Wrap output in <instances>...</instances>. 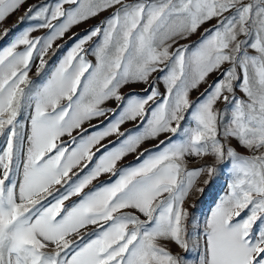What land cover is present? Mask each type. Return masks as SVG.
Masks as SVG:
<instances>
[{
  "label": "snow or ice",
  "instance_id": "snow-or-ice-1",
  "mask_svg": "<svg viewBox=\"0 0 264 264\" xmlns=\"http://www.w3.org/2000/svg\"><path fill=\"white\" fill-rule=\"evenodd\" d=\"M24 3L0 0V23ZM108 10L48 67L57 40ZM28 19L0 49V264H264V0H55L29 6L20 24ZM133 84L145 95L122 94ZM129 121L136 130L121 131ZM169 133L135 166L117 167ZM225 168L227 193L190 232L186 199ZM104 174L118 178L95 184ZM190 245L203 248L195 261Z\"/></svg>",
  "mask_w": 264,
  "mask_h": 264
},
{
  "label": "rangeland",
  "instance_id": "rangeland-1",
  "mask_svg": "<svg viewBox=\"0 0 264 264\" xmlns=\"http://www.w3.org/2000/svg\"><path fill=\"white\" fill-rule=\"evenodd\" d=\"M55 0H25L24 5L15 13L10 15L3 23H0V36L3 34L4 29H10V33L8 36L0 38V49L3 47H6L10 39L17 34L19 31H22L24 28L28 27L30 24H33L34 21L31 19L25 20L23 24H20V17L25 15L26 9L31 5H37L40 3H47L49 5L53 4ZM111 15V10L101 12L99 15L90 18L88 21L81 23L79 25L73 26L66 34L65 37L57 40L53 44V50H56L57 45H61L62 47L56 51L55 55H52L49 53V68H53L59 60L66 55V53L71 49V47L76 43L77 39L84 35L89 29L95 27L96 25L100 24L101 21L105 20L108 16ZM216 20H212L209 23L204 24L201 26V28L193 34L189 39L187 40H181V44H192L193 42L200 39L202 33L204 32L205 28L211 27V25L215 24ZM46 34L45 30H39L36 32H33V36H44ZM75 34V36L73 35ZM87 47V46H86ZM88 59L91 60L93 63H95V58L90 54L88 56ZM30 75L33 77V79H36L35 77V68L33 69L32 73ZM219 77V73H213L208 77L209 84L212 83L213 80L217 79ZM157 87H159L160 91L164 92V86L161 83L157 84ZM145 85L143 84H133L129 87L123 88L122 94L127 96L128 94H136L139 96H144ZM204 91H201L200 93H197L194 98H190L193 101H196L201 93ZM117 106V102L115 100H110L104 104L105 108L109 109H115ZM218 107H222V105H218ZM28 109H25L24 111V119L21 120L22 124L27 123V116H28ZM188 119L190 120V115L188 116ZM103 124H106L108 122V118L101 117L98 119H93L91 121H87L83 124V129L87 130L86 134H91L94 131L100 130L101 126ZM187 126V125H185ZM125 130H136V123L135 122H126L124 125L121 126V131ZM79 130H74L72 133L73 137L78 136ZM171 134H162L159 139H152L145 143H143L138 151L136 153H130L127 156H125L120 162H118L117 167H125V166H135L137 163L141 162V160H138V156L140 153L144 152L146 149L149 152L156 151V146L159 145L160 140H164L166 136H170ZM61 140L65 143H69L71 140V137L65 135L61 138ZM118 140V137L116 136H110L105 138L101 143L103 145L108 146L109 149L116 145V141ZM3 138L0 137V145H2ZM233 145H235V141H232ZM95 151V149H94ZM104 149H101L100 152L94 156L93 163L90 165V167L94 166L95 161L99 159V156L103 154ZM238 151L242 154L247 155V151L243 148H238ZM213 161L210 157H207L203 160L196 159V158H189L187 161V167L188 168H194L201 166L205 163L211 164ZM118 178V176H112L110 174H104L102 175L98 181H95V184H100L101 182H108L109 179L113 180ZM207 177H201L198 181V186L204 187L205 190L203 193L193 191L190 193V196L188 197V201L185 203V207L189 210V231L192 232L193 230L197 228H202L205 220L210 216L212 210L216 207V205L220 202V200L225 196V194L228 191V183L230 182V174L229 170L225 168L223 171H219L214 175L212 182L205 186L203 181ZM187 202H189V205H187ZM246 215V213H242V217ZM143 218V217H142ZM91 229H89L90 231ZM194 238V237H193ZM171 248V250L174 253L180 254L181 256H185V251L183 249L178 248L174 244L169 243L167 245ZM203 248H192L190 245V251L187 253V259L190 261H195L197 259L198 253H202Z\"/></svg>",
  "mask_w": 264,
  "mask_h": 264
},
{
  "label": "crops",
  "instance_id": "crops-1",
  "mask_svg": "<svg viewBox=\"0 0 264 264\" xmlns=\"http://www.w3.org/2000/svg\"><path fill=\"white\" fill-rule=\"evenodd\" d=\"M210 79H211V78H210ZM210 79L208 80V83H209ZM206 87H207L206 84H202L197 90H193V91L190 93V98H194L195 95H196L197 93H200L201 91H204ZM109 148H110V147H109ZM109 148H108V149H109ZM109 150H110V149H109ZM114 180H115V179H113V180H110V179H109V181H113V182H114ZM189 196H190V195H189ZM186 201H188V198L186 199ZM187 205H189V202H187Z\"/></svg>",
  "mask_w": 264,
  "mask_h": 264
}]
</instances>
